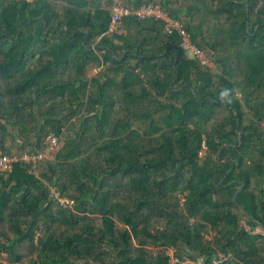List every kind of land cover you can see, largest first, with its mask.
I'll use <instances>...</instances> for the list:
<instances>
[{
  "label": "trees",
  "instance_id": "1",
  "mask_svg": "<svg viewBox=\"0 0 264 264\" xmlns=\"http://www.w3.org/2000/svg\"><path fill=\"white\" fill-rule=\"evenodd\" d=\"M94 1L0 0V159L7 135L32 156L57 138L39 175L31 160L0 170V258L21 263L17 247L26 245L28 264H264V0H194L177 12L168 0ZM116 1L130 14L111 30ZM148 4L174 20H232L229 45L257 53L252 90L236 96L230 77L241 62L225 66L217 55L224 73L213 86L179 30L133 14ZM182 27L207 52L196 42L202 24ZM90 65H103L92 79ZM82 97L92 111L79 136L63 137L59 108L80 107ZM132 119L145 129L129 130ZM156 247L174 249L177 262Z\"/></svg>",
  "mask_w": 264,
  "mask_h": 264
},
{
  "label": "rangeland",
  "instance_id": "2",
  "mask_svg": "<svg viewBox=\"0 0 264 264\" xmlns=\"http://www.w3.org/2000/svg\"><path fill=\"white\" fill-rule=\"evenodd\" d=\"M114 1V0H113ZM122 1V0H121ZM149 2H155V3H160L161 4V0H147ZM194 0H168L169 5L168 7L170 9H172L173 11L177 12V10L183 6L186 7L187 5L191 4ZM205 1V0H203ZM55 4H58L54 2ZM109 0H95L93 2V7H96L97 5L99 6H104V5H108ZM160 4L158 5L160 7ZM166 13V12H165ZM167 14V13H166ZM180 19L182 20H177L179 25L181 26V28L183 29L182 26H186L188 24H202V32L201 34L196 36V42L200 45H202L207 52V57L209 58V67L211 72L214 75V84L213 86H215V84L217 85L218 83V77L220 75H222L223 72V68L222 65L216 61L215 56H221L224 58V63L225 66H228L233 63L235 64V62L240 61L241 62V68H242V72H240V70L238 71H232V77H230L232 80H234V82L236 83V86L234 88V94L236 96H243L244 91L246 90H252L253 84L251 83V80L248 79V77L250 78V75L253 74V70L252 67H255V65L257 64L256 61V55L254 53H252L247 46L245 45V43L243 42L241 45L240 44H235L230 46V33L228 31V27L230 26V24L232 23V20H226L224 17H219V18H215L212 16H207L203 13V12H197L195 13L194 19L191 20V17H187V16H181ZM247 29L249 30L250 28V21H247ZM255 27H257V25H255ZM187 34V41H190V35L188 34V31H186ZM216 39H224L225 43L220 42L218 44H215ZM209 43V44H208ZM228 43V45L226 44ZM214 46L215 49H212L210 46ZM215 50H218L216 52H214ZM98 54H100L101 56L103 55L102 52L97 51ZM260 56V54H259ZM263 60H264V53L262 54ZM228 58V59H227ZM261 58V56H260ZM231 61V62H230ZM133 62V60L129 61V64ZM92 66L89 70V72L87 73L88 77L90 79L94 78L95 76H97L100 73V70L102 68V66H96V65H90ZM139 71L138 69L135 70ZM252 76V75H251ZM255 77V76H254ZM93 88V87H90ZM117 93H115V96L117 97V99H119V101H124L125 100V95L123 94V92L119 89H116ZM261 94L264 95V91L261 92ZM83 101V105L78 107L77 104H68L67 102H62V105L60 106V110L57 114V118H59L61 120V123L63 125V137L69 138H75L79 133V129L80 126H82V119H84V116H87L88 112L92 111L91 106L89 105V103H87L85 100V98H81ZM61 100V98H60ZM263 102V100L260 98L259 102ZM123 103V102H121ZM260 105V103H258ZM37 105V104H36ZM244 109L246 111H249V108L244 106ZM115 112L118 113L120 116H123L127 113L126 109L123 107H119L118 104H116V107L114 108ZM111 115H114V113L112 112ZM107 121V125L106 126V131L105 134L107 135L108 138L111 137V126H113V124L115 123V121L113 120V117L111 116ZM159 121V120H158ZM33 123H35V120H33ZM43 122H41L40 124H42ZM95 124H97V122H94ZM149 123V122H147ZM33 125V124H32ZM260 126L264 128V120L261 121ZM145 125L141 122L140 120H130L129 123V130H139L142 131L145 129ZM128 130V132H129ZM125 135V134H124ZM127 135V132H126ZM47 143V141H46ZM19 145H23L25 146L24 148H20ZM7 148H8V152L6 153V157L8 158V160L10 162H17L19 160H26L29 159V157H32L31 161H34V157H36V155L32 156L30 155L29 151H30V146L29 145H24L23 140H21L19 138V136L15 135H7ZM208 150V146L206 145L205 141H204V146L202 148V156L203 157L206 153V151ZM43 157L41 159H37L36 160V164L34 163H30L32 164L31 170L32 172H34L36 175H39L41 170V167H43V165L47 162H52L55 160V156H56V149L54 151H52L48 144H46V148H44V151L40 152ZM3 154V152L0 150V155ZM84 157H81L80 159L77 160V162L81 163L82 159ZM29 162V161H28ZM0 170L1 167H0ZM55 188L52 187L51 188V192L56 194V198L58 196V194L55 192ZM66 201L65 199H60V202H64ZM184 198L180 197V203L183 204L184 203ZM242 225L245 227V229L247 230H252L254 231H258L256 228H251L249 227V225L247 224V222H245L244 220L242 221ZM214 239V234L213 233H206L205 234V240L208 241H213ZM263 250H264V245L262 246ZM152 252L154 254L157 255H169L172 258V262L175 263L177 262V258L175 256L176 251L174 249L171 248H163V247H156V248H151ZM17 253L21 254L24 256L23 261L21 263H12L9 262L6 255L1 256L0 258V262L3 264H28V262L30 261V259L32 258L31 255H29V251L26 245H22L17 247ZM185 263L186 264H195L194 262L188 260L187 258H185Z\"/></svg>",
  "mask_w": 264,
  "mask_h": 264
},
{
  "label": "built area",
  "instance_id": "3",
  "mask_svg": "<svg viewBox=\"0 0 264 264\" xmlns=\"http://www.w3.org/2000/svg\"><path fill=\"white\" fill-rule=\"evenodd\" d=\"M113 16L111 21V30L116 29L118 25L120 24V21L123 17L130 14L129 10L126 9L121 3L116 1V5L113 8ZM133 14L140 18H150L155 20H163L165 22V28L168 31L173 30H179L183 36V46L196 58H198L202 64L209 65V58L207 57L206 52L199 48L197 45H195L191 38L190 41H187V34L184 29L181 28L177 20L172 19L171 17L166 14L161 7L154 4H148L143 5L140 8H138ZM189 34V33H188ZM190 35V34H189ZM47 144L49 148L54 151L55 147L57 145V138L54 135H50L47 138ZM204 146V145H203ZM200 155L202 156V150ZM43 157L42 154L37 155L34 157V161L36 162L37 159H41ZM32 157L27 159V161H30ZM13 163L8 160L6 156L2 157L0 159V167L2 171H11L12 170Z\"/></svg>",
  "mask_w": 264,
  "mask_h": 264
},
{
  "label": "water",
  "instance_id": "4",
  "mask_svg": "<svg viewBox=\"0 0 264 264\" xmlns=\"http://www.w3.org/2000/svg\"><path fill=\"white\" fill-rule=\"evenodd\" d=\"M247 24H248V23H247ZM247 24H246V25H247ZM240 190H241V189H240ZM240 190L237 192L236 196L238 195V193L240 192ZM235 198H236V197H235Z\"/></svg>",
  "mask_w": 264,
  "mask_h": 264
}]
</instances>
